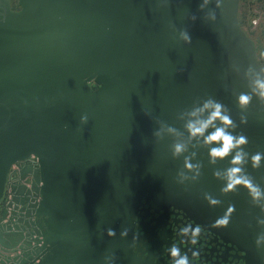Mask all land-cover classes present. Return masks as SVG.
<instances>
[{
    "label": "water",
    "instance_id": "1",
    "mask_svg": "<svg viewBox=\"0 0 264 264\" xmlns=\"http://www.w3.org/2000/svg\"><path fill=\"white\" fill-rule=\"evenodd\" d=\"M201 2L0 0V264H154L148 215L171 213L221 236L238 264H264L255 246L260 209L242 186L220 191L213 171L228 160L209 165L207 147L184 128L185 114L213 97L247 136L245 151L264 152V104L254 97L242 111L237 103L264 67L239 20L240 0H222L215 22L204 20L215 4L200 11ZM176 142L188 150L173 158ZM193 152L202 175L179 183L180 171L194 174L184 168ZM32 155L44 183L39 253L26 250L24 227L13 223L22 216L14 211L7 221L4 204L11 166ZM247 171L264 187V166ZM205 192L222 205L210 207ZM230 204V223L216 225ZM17 247L22 254L5 255Z\"/></svg>",
    "mask_w": 264,
    "mask_h": 264
},
{
    "label": "clouds",
    "instance_id": "2",
    "mask_svg": "<svg viewBox=\"0 0 264 264\" xmlns=\"http://www.w3.org/2000/svg\"><path fill=\"white\" fill-rule=\"evenodd\" d=\"M215 4V8L208 11L204 17V20L215 22L217 19L215 9L222 7V0H202L199 4V10L203 11L209 4ZM192 21H195L197 17L192 15L190 17ZM180 39L185 43L191 44L192 38L187 29L180 30ZM234 66V65H233ZM237 72L240 69H236ZM251 71L249 68L244 71L243 75L246 78ZM260 72H264V68L259 69ZM259 100L261 104H264V78L257 76V78L251 81L248 92H241L237 97V103L239 108L244 111L251 104L253 98ZM187 116L184 128L188 134L190 140H199L202 145L207 147L208 163L215 166L218 162L228 160V166L225 168H215L213 171V177L222 182L220 191L222 193H228L238 190L240 186L247 190V194L250 198V202L254 207H258L261 212V216L256 217V223L258 226L264 228V187L257 183L255 178L247 171V166L250 164L253 170H258L264 166V152L257 151L254 154H250L245 151L249 140L242 132L237 133L236 129L238 125L232 119L230 110L226 105L218 101L213 97H209L203 101V103L194 107L191 111L185 114ZM88 115L84 114L80 117V123L86 125L88 123ZM240 124H247V117L241 115ZM164 127L162 126L160 131L154 133L155 136L160 137ZM167 132L170 134H176L177 129L171 126L167 127ZM188 150V145L183 142H176L171 146V152L173 158H178ZM196 153L193 152L192 156L184 157V168L193 171L194 174L189 178L184 171H180L178 176L180 177L179 183H183L185 180L191 179L198 181L202 175L203 165L200 162L193 163V158ZM230 157V159H229ZM203 199L210 207L222 205V201L218 198H214L210 193L205 192ZM235 211V206L230 204L226 213L217 218L214 222L216 225L227 226L230 223L231 213ZM185 232L188 229L184 230ZM199 229L192 232L193 242L198 234ZM109 237H115L116 232L114 229L109 228L107 230ZM127 235V230L124 229L121 232V236ZM255 246L258 250L264 249V231L257 234L255 238ZM170 255L173 258V264H189V257L186 254H181V249L175 246L170 248Z\"/></svg>",
    "mask_w": 264,
    "mask_h": 264
},
{
    "label": "flooded vegetation",
    "instance_id": "3",
    "mask_svg": "<svg viewBox=\"0 0 264 264\" xmlns=\"http://www.w3.org/2000/svg\"><path fill=\"white\" fill-rule=\"evenodd\" d=\"M12 3L16 5L17 1H12ZM239 20L242 28L253 41L259 62L264 67V0H240ZM261 54L263 58L260 57ZM24 166L26 167L22 173L23 177L32 169L30 161H27ZM26 169H28L27 173H25ZM16 178H19L18 175ZM35 181H41L39 172L35 174ZM41 190L35 187L37 193L41 194ZM26 195L27 192L23 187H16V202H26L29 198ZM148 216L152 219L149 242L154 250V264H173V258L170 255L172 246L180 248L181 254L189 257V264L239 263L236 250L227 241L185 214H162L159 217L149 214ZM28 227L29 231L30 228L38 230L37 222L30 223ZM185 229L188 231L185 232ZM196 229L199 231L193 242L192 232Z\"/></svg>",
    "mask_w": 264,
    "mask_h": 264
},
{
    "label": "built area",
    "instance_id": "4",
    "mask_svg": "<svg viewBox=\"0 0 264 264\" xmlns=\"http://www.w3.org/2000/svg\"><path fill=\"white\" fill-rule=\"evenodd\" d=\"M30 161L32 165V169L29 170V172L25 175V177L22 176V173L26 166L24 164ZM39 159L32 155L29 159L22 162H16L11 166V170L9 172V178L5 193V199L4 204L5 207L8 210V218L12 214V212L16 211L22 216V220L20 221V218H15L13 220V223L19 226L24 227L23 233H24V241H27V251L39 253L44 247V237L37 229H32L28 225L30 223H35L37 221L36 217V211L39 207V205L42 202V195L37 193L35 191V187L37 186L38 190L42 189L44 186V183L42 181L36 182L35 181V174L39 172ZM18 175V179L16 176ZM16 187H23L25 191L27 192V195L29 198L26 202H16L15 201V195H16ZM21 243L20 245H22ZM23 250L20 249V247H17V252H8L5 255L6 256H16L17 254H22ZM39 260H37L38 262Z\"/></svg>",
    "mask_w": 264,
    "mask_h": 264
},
{
    "label": "rangeland",
    "instance_id": "5",
    "mask_svg": "<svg viewBox=\"0 0 264 264\" xmlns=\"http://www.w3.org/2000/svg\"><path fill=\"white\" fill-rule=\"evenodd\" d=\"M0 213H1V208H0Z\"/></svg>",
    "mask_w": 264,
    "mask_h": 264
}]
</instances>
